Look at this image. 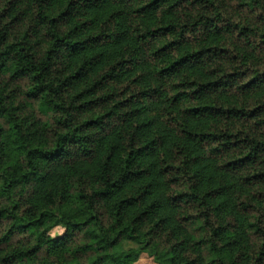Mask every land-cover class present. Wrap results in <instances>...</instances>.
Returning a JSON list of instances; mask_svg holds the SVG:
<instances>
[{"label": "trees", "instance_id": "obj_1", "mask_svg": "<svg viewBox=\"0 0 264 264\" xmlns=\"http://www.w3.org/2000/svg\"><path fill=\"white\" fill-rule=\"evenodd\" d=\"M142 253L264 264V0H0V264Z\"/></svg>", "mask_w": 264, "mask_h": 264}, {"label": "rangeland", "instance_id": "obj_2", "mask_svg": "<svg viewBox=\"0 0 264 264\" xmlns=\"http://www.w3.org/2000/svg\"><path fill=\"white\" fill-rule=\"evenodd\" d=\"M40 116L44 118L46 117L42 113H40ZM64 233H65V229L63 227H55L51 231V235L53 237L62 236ZM121 247L127 250L133 247L137 248L138 245L133 242L125 241L121 244ZM137 264H157V263L155 262L153 257L149 256L147 253H142L139 257V260L137 261Z\"/></svg>", "mask_w": 264, "mask_h": 264}]
</instances>
